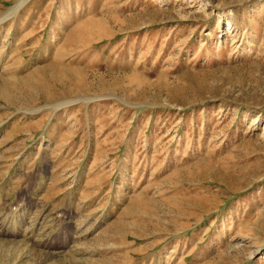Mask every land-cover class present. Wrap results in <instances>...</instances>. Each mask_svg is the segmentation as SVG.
Returning <instances> with one entry per match:
<instances>
[{
    "label": "rangeland",
    "instance_id": "obj_1",
    "mask_svg": "<svg viewBox=\"0 0 264 264\" xmlns=\"http://www.w3.org/2000/svg\"><path fill=\"white\" fill-rule=\"evenodd\" d=\"M20 1L0 264H264V0Z\"/></svg>",
    "mask_w": 264,
    "mask_h": 264
},
{
    "label": "bare ground",
    "instance_id": "obj_2",
    "mask_svg": "<svg viewBox=\"0 0 264 264\" xmlns=\"http://www.w3.org/2000/svg\"><path fill=\"white\" fill-rule=\"evenodd\" d=\"M28 0H21L19 4L11 11V14L16 13ZM2 94V93H1ZM5 94V92H4ZM6 95V94H5ZM8 98V97H7Z\"/></svg>",
    "mask_w": 264,
    "mask_h": 264
}]
</instances>
